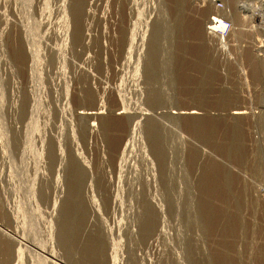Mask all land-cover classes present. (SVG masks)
Returning <instances> with one entry per match:
<instances>
[{"label":"rangeland","instance_id":"rangeland-1","mask_svg":"<svg viewBox=\"0 0 264 264\" xmlns=\"http://www.w3.org/2000/svg\"><path fill=\"white\" fill-rule=\"evenodd\" d=\"M220 2L247 14L225 44ZM238 4L0 0V228L26 245L0 233V263L264 264V58Z\"/></svg>","mask_w":264,"mask_h":264},{"label":"bare ground","instance_id":"bare-ground-1","mask_svg":"<svg viewBox=\"0 0 264 264\" xmlns=\"http://www.w3.org/2000/svg\"><path fill=\"white\" fill-rule=\"evenodd\" d=\"M176 1V0H175ZM179 1V0H178ZM184 1V0H183ZM251 2V0H244V1H241V3H240V1H238V0H236V2H239V6L242 8V10H245V9H250V15L251 16H256L257 18H259L260 20H264L263 18H264V2L263 1H261V4H259V5H261V6H259V7H256V2H255V0H253L254 2H255V5H254V3H253V5L252 4H250V2ZM257 1V0H256ZM259 1V0H258ZM173 2V1H172ZM182 2V1H181ZM249 2V3H248ZM173 3H175V2H173ZM177 3V2H176ZM178 3H180V2H178ZM177 3V4H178ZM226 5H228L227 4V2L225 3ZM73 9H74V14H75V16H76V18H78L77 17V15H81V9H80V6H78V1H74V3H73ZM181 5V4H180ZM225 5V6H226ZM230 6V5H229ZM232 6V5H231ZM258 6V5H257ZM178 7H179V5H178ZM182 7V6H181ZM227 8V7H226ZM224 9V6H223V11H225L224 13L225 14H227L228 15V17L230 18V20H232V22L234 23V22H238L239 20H243L242 18H245V15L247 16V14H245V15H243V14H241V12H239L238 10H237V5L234 7V9H231V10H228V8L227 9ZM177 9H179V8H177ZM228 10V11H227ZM233 10V11H232ZM222 11V10H221ZM181 12V11H180ZM245 12V11H244ZM79 13V14H78ZM177 13V12H176ZM224 14V15H225ZM177 15V14H176ZM249 15V16H250ZM81 18V17H80ZM175 18H178V16L177 17H175ZM247 18V17H246ZM251 18V17H250ZM180 19V18H179ZM78 20V19H77ZM80 20V19H79ZM220 21V25H222V27H224V23H222L223 21L222 20H219ZM78 22V21H77ZM243 22V21H242ZM75 25V24H74ZM237 25V24H236ZM233 26H234V24H233ZM252 26H254V25H252ZM78 27V26H77ZM209 28H207L206 27V30L209 32V34H210V32H212V30L214 29V26H208ZM169 28V27H168ZM170 28H171V26H170ZM77 29V28H76ZM191 29V28H190ZM237 29H238V27H237ZM236 29V30H237ZM242 29V27H240V30ZM172 30V29H171ZM239 30V29H238ZM82 32V31H81ZM80 32V33H81ZM233 32H234V29H233ZM233 32H232V34L231 35H234L233 34ZM239 31H237L236 33L237 34H239L238 33ZM76 34V33H75ZM132 34V33H131ZM77 35V34H76ZM205 35V34H204ZM125 36V35H124ZM123 36V37H124ZM131 36V35H130ZM129 36V37H130ZM214 36V35H213ZM212 36V37H213ZM78 37V36H77ZM88 37V36H87ZM94 37V36H93ZM122 37V38H123ZM154 37V36H153ZM152 37V38H153ZM232 37V36H231ZM75 38H76V36H75ZM234 39H235V37H234ZM76 40V39H75ZM81 40V39H80ZM80 40H78V41H80ZM236 40V39H235ZM244 40V39H243ZM86 41H87V38H86ZM209 41V40H208ZM103 42V41H102ZM123 42V41H122ZM212 42V41H211ZM84 43H85V40H84ZM105 43V42H104ZM130 45V44H129ZM214 45H215V43H214ZM24 46V45H23ZM215 46H217V45H215ZM214 46V47H215ZM128 47V46H127ZM213 47V46H212ZM153 48V47H152ZM154 48H155V46H154ZM213 49V48H212ZM217 49V48H216ZM240 49V48H239ZM238 49V50H239ZM155 50V49H154ZM215 50V49H214ZM211 51V50H210ZM240 51V50H239ZM238 51V52H239ZM246 51V50H245ZM256 51V50H255ZM129 52H130V47H129V50L128 51H126L125 52V55L126 54H129ZM179 52V51H178ZM217 52V51H216ZM18 53V52H17ZM151 53V52H150ZM253 53V52H252ZM20 54V53H19ZM32 54V53H31ZM154 54V53H153ZM238 54V53H237ZM22 55V54H21ZM256 55V54H255ZM31 56V55H30ZM30 56H28V57H30ZM257 57V56H256ZM255 56H254V54L252 55V54H250V60L248 61V63L250 64V66L251 67H254L255 68V70L256 71H254L255 73H262V71L261 70H258L257 68L258 67H260L259 66V64L257 65V63H259V61H258V59L256 58ZM247 59H249L248 57H247ZM244 61V60H243ZM263 63H264V61H263ZM262 69V68H261ZM152 70V69H151ZM263 70V69H262ZM240 73H241V71H240ZM252 73V72H251ZM236 74H238V73H236ZM260 77V76H259ZM227 95V94H226ZM217 97V96H216ZM172 113L170 114L171 115V117H173L174 119H180V118H183V117H189V118H193V119H199L200 120V118H202L201 116V114L199 113V112H197L196 110H188V111H184V112H182V111H178V112H176V111H171ZM101 112H99L98 111V109L97 110H91V111H80V114H79V116L80 117H89V118H93V117H100L101 115H99ZM245 112H238V111H234V112H232V113H230V115H231V117H232V119H230V121H231V126H229L230 128H231V130H232V132L234 131V133H233V138H231V141L233 142L234 140H236V134H235V130L237 129V128H239V123L237 124V121L239 120V119H241L242 118V116H244L243 114H244ZM140 114L142 115V116H144V117H146V118H148L149 116L147 115V114H145V113H141L140 112ZM170 115H168V116H170ZM124 116V115H123ZM127 116V115H126ZM132 116L131 115H128V119L129 118H131ZM149 118H151V117H149ZM194 120V121H195ZM202 120V119H201ZM261 120H263V119H261ZM196 122V121H195ZM210 122H212V121H210ZM261 122H263V121H261ZM260 122V123H261ZM127 123V122H126ZM151 123V122H150ZM257 123V122H256ZM195 125L197 124V123H194ZM242 124V123H241ZM151 125V124H150ZM209 125V124H208ZM212 125V124H211ZM239 125V126H238ZM196 126H198V125H196ZM257 126V125H256ZM262 126H264V125H262ZM132 127H133V125H132ZM151 127H152V131L154 130V125L152 124L151 125ZM205 127V126H204ZM210 128L212 127V126H209ZM251 128V127H250ZM257 128H258V126H257ZM135 128H132V130L130 131V132H133V130H134ZM150 129V128H149ZM206 129V128H205ZM212 129H216V128H212ZM222 129V128H221ZM240 129V128H239ZM249 129V128H248ZM238 130V129H237ZM241 130V129H240ZM135 131V130H134ZM212 131V130H211ZM210 130L208 131L209 133L211 132ZM261 131H262V128H261ZM125 132V131H124ZM155 132V131H154ZM230 132V131H229ZM264 132V131H263ZM203 133V132H202ZM208 133V134H209ZM259 133V132H258ZM156 134V133H155ZM209 136H211V135H209ZM228 136V135H227ZM160 137V136H159ZM212 138V137H211ZM248 138V137H247ZM260 138H262V134H261V137ZM214 139V138H213ZM238 139V138H237ZM220 140V139H219ZM236 141H238V140H236ZM230 142V141H229ZM235 142V141H234ZM239 142V141H238ZM232 144V143H231ZM251 144V143H250ZM210 146H212V145H210ZM251 146V145H250ZM257 146H260V145H257ZM261 147V146H260ZM257 149H259L258 147H256ZM199 150V149H198ZM203 150V149H202ZM230 151H231V149H230ZM259 151H260V149H259ZM224 152V151H223ZM253 152V151H252ZM49 153H50V151H49ZM161 154V153H160ZM200 154V153H199ZM198 155V154H197ZM103 156V155H102ZM210 156V155H209ZM52 157V156H51ZM49 158L50 159V164H49V168L51 169L52 168V164H54V162H52V164H51V159H52V161H53V158ZM111 157V156H110ZM199 157V156H198ZM215 157V156H214ZM239 157V156H238ZM99 163H101V162H99ZM205 163V162H204ZM212 163V162H211ZM238 163V162H237ZM61 164H62V161H60L59 162V165L61 166ZM82 165H84V170L85 171H88L89 169H88V167L86 166V163L84 162V164L82 163ZM205 166V165H204ZM211 166V165H210ZM209 167V166H208ZM216 167V166H215ZM48 168V169H49ZM49 169V170H50ZM210 169V168H209ZM243 169V168H242ZM49 170H47L46 171V173H48V171ZM78 172H80V173H82V170L80 169V171L79 170H77ZM77 171H76V174L75 175H77L78 176V173H77ZM213 173V172H212ZM211 173V174H212ZM245 173V172H244ZM42 174V173H41ZM74 175V176H75ZM225 175V174H224ZM226 175H227V173H226ZM79 176H82V175H80L79 174ZM204 176V175H203ZM206 176V175H205ZM217 176V175H216ZM207 178V177H206ZM225 178V177H224ZM226 178H227V176H226ZM225 178V179H226ZM74 179H76V176H75V178ZM78 179H79V177H78ZM212 179V178H211ZM219 179V178H218ZM77 180V179H76ZM236 182V181H235ZM40 184V183H39ZM211 184V183H210ZM204 185V184H203ZM39 186V185H38ZM44 186V185H43ZM41 188H42V183L40 184V193H43L44 192V189H42L41 190ZM226 188V187H225ZM230 191V190H229ZM212 193V192H211ZM77 196V195H76ZM210 199V198H209ZM209 199H207V200H209ZM214 200V199H213ZM223 200V199H222ZM225 200V203H226V199H224ZM55 201V200H54ZM211 201V200H210ZM212 202V201H211ZM55 204V206L57 205V202H55L54 203ZM202 204V203H201ZM222 204H223V202H222ZM199 205V204H198ZM209 205V204H208ZM217 205V204H216ZM54 206V205H53ZM207 206V205H206ZM212 205L210 204L209 205V207H208V210H210V211H212L213 209H212ZM55 208V207H54ZM56 209V208H55ZM218 209V208H217ZM226 209V208H225ZM223 210V209H222ZM215 211V210H214ZM208 212V211H207ZM226 213V212H225ZM152 214V211H150V210H147V216L149 215H151ZM216 221V220H215ZM228 223V222H227ZM204 226V225H203ZM72 228H74V227H72L71 226V229ZM217 228V227H216ZM70 229V230H71ZM67 231V230H66ZM229 231V230H228ZM71 232V231H70ZM0 233L2 234V236L4 235L5 237H6V239L7 240H9V241H7L8 243H10V245L8 244V245H4L3 246V248H5V250H6V252H8L9 250H10V248L12 247L11 246V244H13L14 243V245L15 244H18L19 246L20 245H25L24 243H22L21 242V238L19 239L18 237H16L15 235H12V234H8L7 233V231L5 232V230H3V229H1L0 228ZM68 234V233H67ZM219 236V235H218ZM4 237V238H5ZM66 237V236H65ZM3 238V237H2ZM24 239V238H23ZM69 239V238H68ZM2 240V239H1ZM66 242V241H65ZM95 243V242H94ZM31 244V243H30ZM86 244V243H85ZM91 244V243H90ZM36 245V244H35ZM87 245V244H86ZM97 245V244H96ZM89 246V245H88ZM87 246V247H88ZM92 246H93V243H92ZM25 247H26V245H25ZM28 247V246H27ZM87 247H86V250L88 251V249H90V248H88L87 249ZM91 247V246H90ZM22 248V247H21ZM19 249V248H18ZM33 250V249H32ZM70 251V250H69ZM35 252V251H34ZM86 252V251H85ZM84 252V253H85ZM87 254H88V252H87ZM93 254V253H92ZM70 255V254H69ZM50 256H52V257H54L55 259H57V260H59V258L58 257H56L57 256V254H55L54 255V252H52V254L50 253ZM87 257L89 256V255H86ZM91 256V255H90ZM90 256H89V258H87V263L88 262H90L89 261V259H91L90 258ZM93 256V255H92ZM94 257V256H93ZM83 260V259H82ZM84 260H85V258H84ZM84 260H83V262H84ZM48 261H49V263L50 264H62V262L60 263L59 261H56V260H54V259H48ZM93 261V260H92ZM79 262H80V260H79ZM95 262V261H94ZM209 262V261H208ZM68 263V262H67ZM85 263H86V261H85ZM86 263V264H87ZM0 264H6V260H4L3 262H1ZM64 264V263H63ZM84 264V263H83ZM202 264V263H201Z\"/></svg>","mask_w":264,"mask_h":264},{"label":"built area","instance_id":"built-area-1","mask_svg":"<svg viewBox=\"0 0 264 264\" xmlns=\"http://www.w3.org/2000/svg\"><path fill=\"white\" fill-rule=\"evenodd\" d=\"M217 6L223 10V4L221 2L217 3ZM219 19L223 21L222 23H224V27L220 25ZM211 20V24L212 26H214V29L212 30V32H210V34L217 36L218 33H220L218 36L221 35V41H223V43L225 44L223 39L226 38L228 34L234 29L233 22L228 18L225 19L221 17L219 13L213 15ZM250 20L253 21V31L258 33V35L256 36L253 34L252 42L254 45V49L256 50V56L264 58V20H258L257 17H253Z\"/></svg>","mask_w":264,"mask_h":264}]
</instances>
